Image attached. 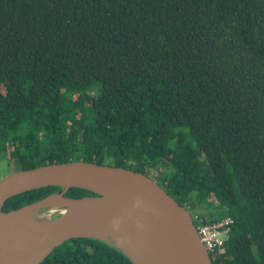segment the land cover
Masks as SVG:
<instances>
[{
  "label": "trees",
  "instance_id": "1",
  "mask_svg": "<svg viewBox=\"0 0 264 264\" xmlns=\"http://www.w3.org/2000/svg\"><path fill=\"white\" fill-rule=\"evenodd\" d=\"M5 159L145 174L202 222L233 219L212 264H264V0H0ZM41 264L132 263L77 238Z\"/></svg>",
  "mask_w": 264,
  "mask_h": 264
},
{
  "label": "water",
  "instance_id": "2",
  "mask_svg": "<svg viewBox=\"0 0 264 264\" xmlns=\"http://www.w3.org/2000/svg\"><path fill=\"white\" fill-rule=\"evenodd\" d=\"M47 187L61 191L4 211L9 198ZM70 188L93 195L66 197ZM77 238L101 241L132 264H212L189 211L145 174L79 160L0 179V264H41Z\"/></svg>",
  "mask_w": 264,
  "mask_h": 264
},
{
  "label": "built area",
  "instance_id": "3",
  "mask_svg": "<svg viewBox=\"0 0 264 264\" xmlns=\"http://www.w3.org/2000/svg\"><path fill=\"white\" fill-rule=\"evenodd\" d=\"M193 225L197 237L208 254H214L228 241L232 229L233 219L229 216L211 222H202L197 215L193 216Z\"/></svg>",
  "mask_w": 264,
  "mask_h": 264
},
{
  "label": "rangeland",
  "instance_id": "4",
  "mask_svg": "<svg viewBox=\"0 0 264 264\" xmlns=\"http://www.w3.org/2000/svg\"><path fill=\"white\" fill-rule=\"evenodd\" d=\"M13 168V166H11ZM15 170L13 169L11 172L9 171L8 164L6 159L3 161H0V179L5 177L6 175L14 172ZM191 216L193 217V212L190 211Z\"/></svg>",
  "mask_w": 264,
  "mask_h": 264
},
{
  "label": "clouds",
  "instance_id": "5",
  "mask_svg": "<svg viewBox=\"0 0 264 264\" xmlns=\"http://www.w3.org/2000/svg\"><path fill=\"white\" fill-rule=\"evenodd\" d=\"M155 182H156V181H155ZM156 183H157V182H156ZM157 184H158V183H157ZM159 186H160V185H159ZM160 187H161V186H160ZM161 188H162V187H161ZM162 189H163V188H162ZM164 191H165V190H164ZM184 207H185V206H184ZM185 208L189 211V209H188L187 207H185ZM189 213H190V211H189ZM193 215H197V216L199 217L198 214H193ZM224 217H225V216H224ZM229 217H230V216H229ZM190 218H191L192 224H193V222L195 223V221L192 220L193 217L191 216V214H190ZM199 218H200V217H199ZM201 220H202V219H201ZM210 222H211V221H210ZM232 225H233V224H232ZM193 226H194V225H193ZM194 228H195V227H194ZM195 231H196V230H195ZM196 234H197V233H196ZM202 245H203V244H202ZM205 250H206V249H205ZM206 252H207V251H206ZM215 253H216V252H215ZM215 253H214V254H215ZM207 254H208V253H207ZM214 254H213V255H214ZM211 255H212V254H208L210 260H212L211 257H210ZM211 262H212V261H211Z\"/></svg>",
  "mask_w": 264,
  "mask_h": 264
}]
</instances>
